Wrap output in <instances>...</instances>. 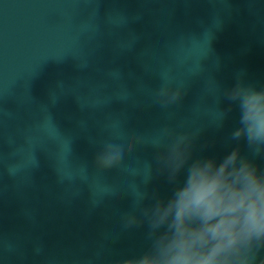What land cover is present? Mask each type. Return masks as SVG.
Returning a JSON list of instances; mask_svg holds the SVG:
<instances>
[{"label":"water","instance_id":"1","mask_svg":"<svg viewBox=\"0 0 264 264\" xmlns=\"http://www.w3.org/2000/svg\"><path fill=\"white\" fill-rule=\"evenodd\" d=\"M241 73L264 87V0H0V264H119L145 251L147 226L124 227L137 187L173 190L150 143L165 127L198 132L195 155L222 158L238 110L223 119L217 84ZM164 81L182 88L166 107ZM121 126L137 144L98 171Z\"/></svg>","mask_w":264,"mask_h":264},{"label":"clouds","instance_id":"2","mask_svg":"<svg viewBox=\"0 0 264 264\" xmlns=\"http://www.w3.org/2000/svg\"><path fill=\"white\" fill-rule=\"evenodd\" d=\"M217 87L229 103L220 111L223 119L238 110L237 126L228 138L236 146L219 159L197 156L198 132L163 129L161 139L150 144L158 150L159 171L173 190L159 197L137 187L139 215L127 214L124 227L146 225L149 246L119 264H264V167L257 163L264 159V87L246 81L243 73L230 88ZM181 89L164 81L158 92L166 97L161 106L177 102ZM109 132L111 139L96 154L98 171L119 166L137 144L138 135L122 126L120 132ZM147 166L145 183L151 176ZM146 199L151 203L145 205Z\"/></svg>","mask_w":264,"mask_h":264}]
</instances>
